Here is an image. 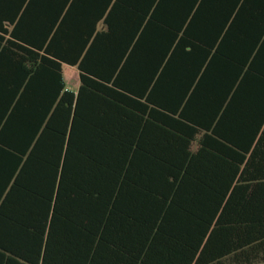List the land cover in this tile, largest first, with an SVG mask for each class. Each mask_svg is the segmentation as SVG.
I'll return each instance as SVG.
<instances>
[{
  "label": "trees",
  "instance_id": "16d2710c",
  "mask_svg": "<svg viewBox=\"0 0 264 264\" xmlns=\"http://www.w3.org/2000/svg\"><path fill=\"white\" fill-rule=\"evenodd\" d=\"M0 264H264V0H0Z\"/></svg>",
  "mask_w": 264,
  "mask_h": 264
},
{
  "label": "rangeland",
  "instance_id": "374dc122",
  "mask_svg": "<svg viewBox=\"0 0 264 264\" xmlns=\"http://www.w3.org/2000/svg\"><path fill=\"white\" fill-rule=\"evenodd\" d=\"M65 82L72 88L73 91L79 86V72L77 68L64 66L63 68Z\"/></svg>",
  "mask_w": 264,
  "mask_h": 264
},
{
  "label": "crops",
  "instance_id": "0c3cea01",
  "mask_svg": "<svg viewBox=\"0 0 264 264\" xmlns=\"http://www.w3.org/2000/svg\"><path fill=\"white\" fill-rule=\"evenodd\" d=\"M64 66H67V65H64ZM64 66H63V68H64ZM70 67V66H69ZM75 68V67H74ZM63 75H64V73H63ZM64 81H65V79H64ZM80 82V81H79ZM66 83V82H65ZM79 85H80V83H79ZM66 86H67V88L69 89V90H71V91H73L72 90V88L66 83ZM78 88H79V86H78ZM77 91V89L74 91V92H76Z\"/></svg>",
  "mask_w": 264,
  "mask_h": 264
}]
</instances>
